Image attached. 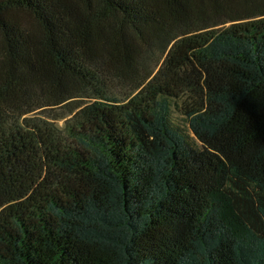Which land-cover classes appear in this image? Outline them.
Wrapping results in <instances>:
<instances>
[{
  "label": "trees",
  "instance_id": "16d2710c",
  "mask_svg": "<svg viewBox=\"0 0 264 264\" xmlns=\"http://www.w3.org/2000/svg\"><path fill=\"white\" fill-rule=\"evenodd\" d=\"M0 264H264V0H0Z\"/></svg>",
  "mask_w": 264,
  "mask_h": 264
},
{
  "label": "rangeland",
  "instance_id": "374dc122",
  "mask_svg": "<svg viewBox=\"0 0 264 264\" xmlns=\"http://www.w3.org/2000/svg\"><path fill=\"white\" fill-rule=\"evenodd\" d=\"M151 45H152L151 53H149L148 54L149 56L146 57V59H145L147 70L153 69L159 63V61L161 60V57H162L161 56V54H162L161 48H158L157 46H154V44H151ZM116 79H119V78H116ZM118 85H121V83L118 82ZM61 113H63V111L62 110H58V111H55V112H47L45 114H48V115H50V116H52L54 118L55 116L61 115ZM175 117L178 119V116L176 114H175ZM67 119H68V117L65 118V120H67ZM50 121H52V120H50ZM56 123H57V125L59 127H62L64 125V119H62V120H60V121H58Z\"/></svg>",
  "mask_w": 264,
  "mask_h": 264
}]
</instances>
